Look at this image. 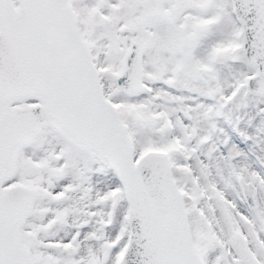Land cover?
I'll return each mask as SVG.
<instances>
[{
	"label": "snow or ice",
	"instance_id": "6c2138e0",
	"mask_svg": "<svg viewBox=\"0 0 264 264\" xmlns=\"http://www.w3.org/2000/svg\"><path fill=\"white\" fill-rule=\"evenodd\" d=\"M0 264H264V0H0Z\"/></svg>",
	"mask_w": 264,
	"mask_h": 264
}]
</instances>
